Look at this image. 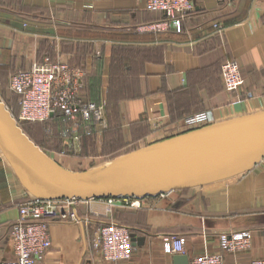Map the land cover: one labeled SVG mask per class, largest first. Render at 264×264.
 Wrapping results in <instances>:
<instances>
[{"label":"crops","instance_id":"crops-1","mask_svg":"<svg viewBox=\"0 0 264 264\" xmlns=\"http://www.w3.org/2000/svg\"><path fill=\"white\" fill-rule=\"evenodd\" d=\"M193 1L171 29L146 0H0V93L11 73L33 62L66 61L86 72L78 99L104 108L106 124L92 128L111 127L107 98L116 92L122 143L135 149L187 131L181 119L188 114L209 111L218 123L263 110L264 0ZM226 59L237 60L245 80L232 93L220 79ZM92 81L96 99L87 93ZM27 195L0 154V263L15 259L10 226ZM105 205L82 200L77 222L51 223V246L36 264H113L92 248L94 232L109 220L129 227L134 239L132 260L116 264H173L174 254L162 249L171 236L183 237L189 261L202 254H219L223 264L264 259V157L242 174L147 197L139 208L118 203L105 213ZM242 231L249 248L219 247L218 234Z\"/></svg>","mask_w":264,"mask_h":264},{"label":"water","instance_id":"water-1","mask_svg":"<svg viewBox=\"0 0 264 264\" xmlns=\"http://www.w3.org/2000/svg\"><path fill=\"white\" fill-rule=\"evenodd\" d=\"M0 154L27 194L40 200L157 197L253 168L264 157V109L187 130L75 171L43 152L0 99ZM172 261L189 263L184 254H174Z\"/></svg>","mask_w":264,"mask_h":264},{"label":"built area","instance_id":"built-area-1","mask_svg":"<svg viewBox=\"0 0 264 264\" xmlns=\"http://www.w3.org/2000/svg\"><path fill=\"white\" fill-rule=\"evenodd\" d=\"M146 9L165 16L162 24L177 29L181 18L194 9L193 0H146ZM160 24H151L158 28ZM217 28V25H214ZM86 72L72 67L66 61L43 60L33 62L29 68L17 70L8 77V89L16 96L18 120L22 122H46L57 110L63 112L70 121L71 141H79L80 122L87 121L92 126L105 125L103 106L94 102H81L78 99L84 84ZM220 79L226 92L238 91L245 83L237 60L226 59L220 65ZM209 111L185 115L181 125L187 130L212 124ZM162 194L160 196H166ZM144 198H104L105 213L121 203L128 207L139 208ZM94 200V199H91ZM82 200L56 199L40 200L27 195L17 204L18 217L10 226V238L14 261L0 264H36L51 246L50 224L56 221L77 222L75 205ZM129 227L118 222L104 221L94 232L92 248L98 253L99 260L109 263L129 262L133 250ZM219 247L226 252L242 251L250 247V234L242 232H222L218 234ZM183 237L171 236L164 240L162 249L169 254H183ZM188 264H223L219 254H202L193 257ZM251 264H264V259H255Z\"/></svg>","mask_w":264,"mask_h":264},{"label":"rangeland","instance_id":"rangeland-1","mask_svg":"<svg viewBox=\"0 0 264 264\" xmlns=\"http://www.w3.org/2000/svg\"><path fill=\"white\" fill-rule=\"evenodd\" d=\"M4 83H5L4 84L5 89L3 92L0 93V99L7 107L9 112L11 114L13 112L12 114L13 118L17 122L18 126L21 129L22 127H27V130L28 132L31 133L33 139L38 141L44 147V149H46L45 153L48 154L49 156L57 158L58 160H61L62 163L66 165V167H68L67 169H71L75 171L89 170L93 167L103 164L106 161H109L110 159H113L114 157H116L121 153H124L125 151L127 152L131 149H134L135 147L133 145L132 146L123 145V143H121L123 142L121 139V135L116 130H114L113 132L114 135L110 137H106L104 135V129H100V128H97L96 130L94 129V139L96 138V135L103 137L102 141H100L99 143H95L93 140L92 142L85 141L83 137L81 139L80 134H79V141L76 143H73L71 141V135H70V139L67 138L62 139V137L58 138L57 135L53 137H48L46 136V134L51 136V133L56 129L52 131L51 127H48L46 128V132H45V129L43 131L44 126L40 124H28L26 122H22L18 120V118L16 117V106H14L15 101L14 98L11 96L12 93L8 89V80L6 82L4 81ZM12 101L14 104L12 103ZM84 122L86 121H81L80 126L84 125ZM86 123L88 126L91 125L88 122ZM79 128H78V133H79ZM117 134L118 136L116 137ZM105 139H107L106 141V143L108 142L107 144L104 143ZM111 148L113 149L117 148V151H121V152L115 154L114 156H107L110 155L107 152V150Z\"/></svg>","mask_w":264,"mask_h":264},{"label":"trees","instance_id":"trees-1","mask_svg":"<svg viewBox=\"0 0 264 264\" xmlns=\"http://www.w3.org/2000/svg\"><path fill=\"white\" fill-rule=\"evenodd\" d=\"M163 19H165V16L163 15ZM221 65V64H220ZM96 87H97V81H92V82H90L89 83V86H88V88H87V93H88V96H89V98H91V99H96V97H95V94H97V90H96ZM128 88L130 89V86H128ZM3 91H4V89H3ZM2 91V92H3ZM128 91H122V93H127ZM114 93H116V92H113V91H111L110 92V96H108V98H107V100H108V108H107V120H108V122L109 123H111V127L108 129V130H106L105 132H104V135L106 136V137H110V136H112V135H114L113 134V132H114V130H116L117 132H119V134L121 135V139H122V134H121V131H120V129L118 128V123H117V119H118V114H117V111H116V105L115 104H113V102L116 100V99H118L116 96H114L113 94ZM13 98H14V101H15V104L13 103V101H12V103L14 104V106H16V117H17V115H18V104H17V98H16V96L15 95H11ZM123 97H126V96H123ZM90 99V100H91ZM10 102V101H9ZM81 102H83L82 100H81ZM8 103V102H7ZM11 103V102H10ZM12 114H13V112H12ZM194 114V113H193ZM188 115H190V114H188ZM184 117V116H183ZM82 121V120H81ZM87 122V121H86ZM86 122H84V125H81L80 126V128H79V134L81 135V139H82V137L84 138V140L85 141H89V142H92V140L95 142V139H94V129L92 128V126L90 125V126H88L87 125V123ZM26 123H28V124H40V125H42V126H44V128H43V131H44V129H45V132H46V128H48V127H51V129H52V131L54 130V129H56L55 131H53L52 133H51V136H49V135H47L45 132V134H46V136H48V137H53V136H55V135H57L58 136V138H60V137H62V139H65V138H67V139H70V131H69V127H70V125H71V121H70V119L66 116V115H64L63 114V112H61L60 110H57L55 113H54V115H53V117L51 118V119H49L48 121H46V122H26ZM86 123V124H85ZM113 124V125H112ZM22 130L30 137V139L31 140H33L44 152H46V149H44V147L38 142V141H36L35 139H33V137L31 136V133L30 132H28V130H27V127H22ZM60 130V131H59ZM58 131V132H57ZM118 136V134L116 135V137ZM62 141V140H61ZM106 141H107V139H105V142L104 143H106ZM103 143V144H104ZM108 143V142H107ZM106 143V144H107ZM122 143V142H121ZM119 144H120V142H119ZM109 146H111V145H109ZM135 149V148H134ZM131 150H133V149H131ZM131 150H129V151H131ZM107 152L110 154V155H107V156H114L115 154H117V153H119V152H121V151H117V148H115V149H113V148H111V149H109V150H107ZM124 152V151H123ZM128 152V151H127ZM124 153H126V151L124 152ZM121 154H123V153H121ZM121 154H119V155H121ZM118 156V155H117Z\"/></svg>","mask_w":264,"mask_h":264}]
</instances>
